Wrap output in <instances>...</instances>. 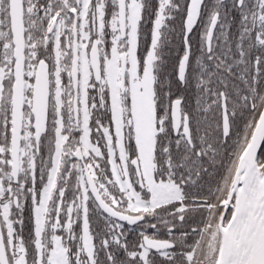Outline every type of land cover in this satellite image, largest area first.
<instances>
[{
  "label": "snow or ice",
  "instance_id": "obj_1",
  "mask_svg": "<svg viewBox=\"0 0 264 264\" xmlns=\"http://www.w3.org/2000/svg\"><path fill=\"white\" fill-rule=\"evenodd\" d=\"M0 264H264V0H0Z\"/></svg>",
  "mask_w": 264,
  "mask_h": 264
}]
</instances>
